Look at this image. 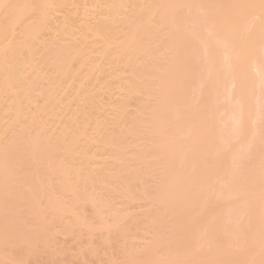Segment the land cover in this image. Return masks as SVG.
Instances as JSON below:
<instances>
[{
  "label": "bare ground",
  "instance_id": "bare-ground-1",
  "mask_svg": "<svg viewBox=\"0 0 264 264\" xmlns=\"http://www.w3.org/2000/svg\"><path fill=\"white\" fill-rule=\"evenodd\" d=\"M64 244L264 264V0H0V264Z\"/></svg>",
  "mask_w": 264,
  "mask_h": 264
},
{
  "label": "rangeland",
  "instance_id": "rangeland-1",
  "mask_svg": "<svg viewBox=\"0 0 264 264\" xmlns=\"http://www.w3.org/2000/svg\"><path fill=\"white\" fill-rule=\"evenodd\" d=\"M136 211L137 210H134L133 213L136 212ZM64 245L69 250L68 251V254H70L72 256V258H70L71 262H66V264H69V263H71V264H82L81 261H80V257L77 255V253H75V252L72 251V248H73L74 244H73V246H72V244H64ZM95 263L96 262L94 260L93 261H90V264H95Z\"/></svg>",
  "mask_w": 264,
  "mask_h": 264
}]
</instances>
